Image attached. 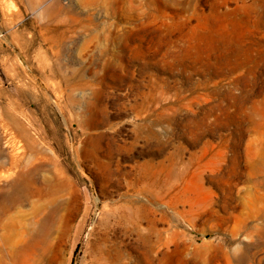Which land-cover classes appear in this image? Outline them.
Returning <instances> with one entry per match:
<instances>
[{"label":"rangeland","instance_id":"374dc122","mask_svg":"<svg viewBox=\"0 0 264 264\" xmlns=\"http://www.w3.org/2000/svg\"><path fill=\"white\" fill-rule=\"evenodd\" d=\"M94 153L150 164L141 264H264V0H0V192L44 156L84 190ZM100 195L35 264H135L133 232L121 257L90 234Z\"/></svg>","mask_w":264,"mask_h":264},{"label":"bare ground","instance_id":"6f19581e","mask_svg":"<svg viewBox=\"0 0 264 264\" xmlns=\"http://www.w3.org/2000/svg\"><path fill=\"white\" fill-rule=\"evenodd\" d=\"M84 1L94 4L98 0ZM119 38L117 33L114 39ZM147 131L150 133V128ZM26 138L28 148H35L29 135ZM94 154L89 171L92 178L84 190L78 188L77 180L69 178L62 170L51 172L53 161L44 156L35 169L29 170L25 164L8 190L0 192V264H5V251L8 250L23 264H35L41 260L50 262L52 239L62 240L70 229L69 213L74 194L92 189L98 183L101 195L94 198L98 216L90 234L106 251H114L121 257L128 244L124 242V236L133 232L137 238L131 240L129 250L132 255H139L135 264H141L140 259L150 260L156 244L152 245L150 233L157 230V224L152 225L150 220V164L134 165L129 170H122L118 165L113 169L112 161ZM76 160L80 167L86 165L85 157L78 155ZM122 183L126 191L114 198L111 188ZM25 205L29 208L23 209ZM157 260L160 264V258Z\"/></svg>","mask_w":264,"mask_h":264}]
</instances>
